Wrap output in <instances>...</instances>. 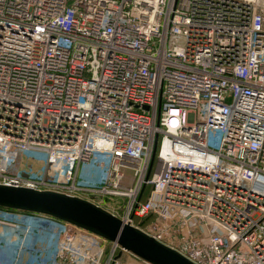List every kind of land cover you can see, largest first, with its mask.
I'll return each mask as SVG.
<instances>
[{
	"label": "built area",
	"instance_id": "1",
	"mask_svg": "<svg viewBox=\"0 0 264 264\" xmlns=\"http://www.w3.org/2000/svg\"><path fill=\"white\" fill-rule=\"evenodd\" d=\"M21 152L44 173L10 172ZM0 185L89 201L194 264H264V0H0ZM49 227L60 264H124L3 210L0 264Z\"/></svg>",
	"mask_w": 264,
	"mask_h": 264
},
{
	"label": "water",
	"instance_id": "2",
	"mask_svg": "<svg viewBox=\"0 0 264 264\" xmlns=\"http://www.w3.org/2000/svg\"><path fill=\"white\" fill-rule=\"evenodd\" d=\"M155 152L156 148L154 156ZM0 207L50 216L84 229L110 242H117L125 251L148 264H194L135 227L124 224L106 210L78 197L0 185Z\"/></svg>",
	"mask_w": 264,
	"mask_h": 264
},
{
	"label": "rangeland",
	"instance_id": "3",
	"mask_svg": "<svg viewBox=\"0 0 264 264\" xmlns=\"http://www.w3.org/2000/svg\"><path fill=\"white\" fill-rule=\"evenodd\" d=\"M144 110L148 111L149 107L144 106ZM45 155L34 152H21L15 164L9 168L10 172H21L26 174L40 173L45 171ZM97 160V156L93 157V161ZM128 174V172H127ZM51 230L49 227L46 231H39L37 234L30 236L26 249L19 251V248H13L12 251L6 252L1 256L4 264H60L46 256V242L42 237ZM53 231V230H52ZM39 251V253L36 252ZM19 254V259L17 256ZM124 264H148L143 260L138 259L133 254L127 252L123 256Z\"/></svg>",
	"mask_w": 264,
	"mask_h": 264
},
{
	"label": "trees",
	"instance_id": "4",
	"mask_svg": "<svg viewBox=\"0 0 264 264\" xmlns=\"http://www.w3.org/2000/svg\"><path fill=\"white\" fill-rule=\"evenodd\" d=\"M0 210L14 212V213H28L29 214V212H23V211H18V210H13V209H7V208H2V207H0Z\"/></svg>",
	"mask_w": 264,
	"mask_h": 264
},
{
	"label": "crops",
	"instance_id": "5",
	"mask_svg": "<svg viewBox=\"0 0 264 264\" xmlns=\"http://www.w3.org/2000/svg\"><path fill=\"white\" fill-rule=\"evenodd\" d=\"M124 256V255H123ZM123 256H122V258H123Z\"/></svg>",
	"mask_w": 264,
	"mask_h": 264
}]
</instances>
